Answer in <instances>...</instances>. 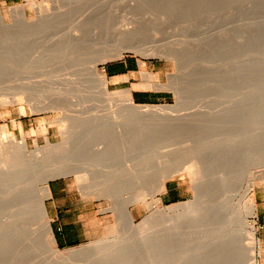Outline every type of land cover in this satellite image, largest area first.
Segmentation results:
<instances>
[{"label": "rangeland", "instance_id": "374dc122", "mask_svg": "<svg viewBox=\"0 0 264 264\" xmlns=\"http://www.w3.org/2000/svg\"><path fill=\"white\" fill-rule=\"evenodd\" d=\"M33 1L37 3V4H35L36 8L40 7L42 10V7L44 5L45 7L46 6L48 7V10H50V12L52 11V9L54 11L57 9L63 11V9H64V11H65L69 7V9L71 8L70 12L68 10L65 13L68 12V13H71V15L67 13L65 15L67 17V18H65V20H63L64 18H61L58 20L59 23H58V21L57 22L55 21L56 23L52 22L53 25H51L52 24L51 22H50V24H49V22H45V23H48V24L44 23L45 26L40 25V23H38V22L36 23V19L38 17L37 16L38 13H36L37 12L36 8H34L35 6H31V4H30ZM70 1L71 0H0V12H1L2 17H3V21H4L3 24H5L6 27H7V25L11 26L9 28V31H11V34L13 36L20 32V31H16V30H19L20 29L19 27L23 24L21 22L19 23L18 19L15 20L14 17H17V15L15 14L16 12H14L15 11L14 7H17L19 5L23 6V8L25 10L26 18L28 19L27 20L28 22L26 21V23L27 24L29 23L28 26L32 25V27L31 26L26 27L27 24L25 23L24 24L25 27L23 26L24 29L22 27V32L26 31V33H27V34L25 33L27 37H24V39L26 38L24 41H25L26 45L28 44L27 45L28 47L25 46L26 50H24V56L19 63L17 62L19 65L14 63V62H9L7 64L4 72L7 69H8V71L5 72V75H7V73L9 71H11L12 73L9 72L7 76H9L10 79H12V77L15 76V79L13 77L14 80H17L16 79L17 77H18V79H20L21 77L22 78L23 77L28 78L30 76L29 78H31L33 80H31V79L27 80V78H26V80H24L23 82H26V81L27 82L28 81H42L43 80L45 82L46 87L47 88L49 87L48 89H45L36 95L32 94L31 97L33 99V101H32L33 103L31 102V100H30L31 103L29 101L26 102L25 99H22L25 97L21 94L20 95L22 97L21 96L19 97L17 94H14L15 91L13 92L11 90L12 87H0V95H1L0 96V98H1L0 99V128H2V127L6 128V133H5L4 137H9L10 135H13L18 140L24 138L26 140V142L28 144V148L30 150L35 149L36 143H37V145H39L41 147L45 146L48 143L50 145L51 144H61V143H63L65 137H68L70 135L71 136L70 144H68L69 150L66 151L67 153L65 152L66 154L64 153L65 155H63V154L62 155L68 156V157L70 156V158L72 160L75 157V154H74L75 147L80 146V148H81V146H82L81 152H82V156L84 158H82V161H80L81 163H79V164L81 165L82 163H85L88 160L86 162L88 166L85 163L86 166L82 167V165H81V168L82 169H86V168L88 169L89 168L87 172H89V174L90 173L91 174L89 175L86 172L87 176L88 177L90 176L88 178V180L93 177L92 179H94V180L96 179V181L93 180L94 182L93 181L90 182V180H91L90 179L89 182L87 181V182H84V183L78 185L75 176L71 173L70 174L68 173V174L59 175V176L57 175L58 177L55 176L52 179H49L47 181V185L49 184V182L51 180H54V179L66 180L70 185H72L74 187V191L76 193L75 194L76 196L81 195L82 197H84L86 199V201L88 203V209H89V211L87 213L89 218L86 221V224L88 227V239L83 243H80V244L74 245V246H70V247L69 246L68 247H59L55 243L54 246L56 247L55 249L57 252L53 251L51 249V247L49 246V244L47 243V239L49 236L48 235L47 236L42 235L43 232L41 230H40L41 233L39 232L41 234L40 235L37 233L39 229L35 232V230H33L35 228H31V226L33 225L34 222H35V224H37L39 222V220L34 221V219L37 218V216L34 213L37 214V212H38L37 210L36 211L34 210V213L32 215L30 214L29 218L27 217L28 219L26 218V220L24 222L22 221V223H20V225H21V226L19 225L20 229H21L20 234L18 236L13 237V238H9L10 240L12 239V240L16 241V240H18V237H19L20 238L19 240H23L25 245L22 248L24 250H26L27 252H29L30 255L28 254V256H27V254H25L24 250H23L24 251L23 254L18 253V251L21 249V247H20V249H16L17 251L15 249H13L14 252L11 250V248L15 247V245H20V246H21V244L23 245V241L22 242L18 241V243H21V244H14L13 246H11L10 254H9L8 258H6L5 261L1 260L2 258L0 255V264H65V262L61 263V260H59V259H61V258H59V256H60L59 254L62 255V254H66L68 252H70V253L75 252L74 254L76 257L74 258V260L70 261L71 264H91V261H94V260L95 261L98 260V261H96V264L97 263L100 264L102 262V260H103L104 264L105 263L106 264H192V263H196V261L195 262L191 261V258L194 256V255L193 256H191V255L194 254V252H195V254L198 251L200 252L201 249H199V248H201L202 244L209 239L207 234L210 231L209 230L210 227L212 228V225L214 226L215 220L213 221L214 223L211 222V224L213 223L212 225L210 224V221L199 220V219H197V220L196 219L184 220V221L180 222L181 224L178 225V224H176L173 217L177 216L178 213H179L178 215H180L186 211L185 210L186 208H184V207H181V208L177 207L178 209H176V208H174V206L176 204H179V203H186V202L194 200V197H195L194 196L195 195V191H194L195 187L194 186L198 183L201 184L202 180H199L197 182L195 181V183H196L195 184L194 180L191 179V177L186 172H183V170H181V169H180V171H179V169H176V172H177V170L179 172L172 173V176L168 177L165 180V184H174L176 186H179L180 197H179V199H177L178 201L168 202V201L163 200L162 193L164 191L161 192L160 194H158L157 198H159L161 200L159 206L164 210V214H165L164 218L165 217L166 218L157 220V222H158V223L156 222L157 225H155L156 224L155 222L153 224H151L152 222L149 219V221L151 222V223L149 222V224H148L149 227L146 229H142V230H140L138 228L139 224L141 223V220L146 218V216H148V215L151 217L152 212L154 213L153 209L150 207V202H151L149 200L150 198H148V200H147V203H149V204L137 203L134 205H130V207L128 209H129V213L133 217L132 223L129 222V219H127L123 215L122 211H120L121 207H123L121 205H123V204H119V205H117L118 206L117 207L113 202H114V200L119 202L123 197H125V198L128 196L130 197L131 192L133 190L138 189V188L137 189L135 188V187H138V185H139V183L137 185L135 182V178H136L135 176L138 177L137 170L139 171V169L145 168L144 162H147L146 166L150 167L149 168L150 172L149 171H146V173L144 171H142L143 173L141 172V176L144 174H149L148 177L145 175V176H142V178H141L143 181L142 183L145 184V185H143L141 183L143 185L142 189L143 188L147 189V188H150V186H152V184L155 182V177H156L155 174H158V171H160L164 166H166L164 164L165 157L164 158L161 157L163 151L166 149L165 147H167V148L169 147V148L176 149V150L179 149L182 151L181 154H183L185 151L189 150L188 151L189 155L187 153H184L187 158H189L193 154L194 150L196 153H199V152L210 153L213 151V144L215 143V141H214L215 136H213L214 135V128L211 125H214L215 122H214V120H212L213 121L212 122L210 119L214 118V117L213 118H211V117L214 116L213 115V113L215 112L214 109H216V106H217L216 104H214L213 101H215L219 98L217 96L218 93L216 95H214L215 91H217L216 89L217 88L219 89V87L217 85L224 87V84H223L224 83V80H223L224 77L222 79L221 75H223V73L225 72L224 71L225 68H223V65L225 67L226 64L228 63V57L226 56L227 54H225V56H224V54H222V55L219 54V53H222L221 52V50H222L221 46L224 45V43H226L225 44L226 46L229 45L228 47H229L230 51L233 52V53L231 52L232 53L231 55H233V56H230V58H232V57L233 58H232V60L231 59L229 60L230 62H233V61H235V63H237V62L241 63L242 61H244V63L246 62L245 70L246 69L247 70H246L245 78H246L247 82L246 81H245L246 83L243 82L245 85V87H243V90H245L246 95H249L248 97H246V98H248L247 101H251V102H247V104L249 103L247 106H252V105L255 106L259 103L264 106V102H263L264 101V98H263L264 97V39H263V37H264V19H263V17H264V0H203V1L199 0L198 1L199 5H198V3L195 2L196 3L195 8H194V5L191 3V5L193 6V8H192V6L189 7V8H191V10H189V8L183 9L184 6L182 7V5H180L178 7H182V9L176 7V10L177 9L178 10L176 13L175 12L172 13V15H174L173 17L168 18V20H165L164 22L155 21L153 23H150L153 25H151L149 27L148 26L145 27V29L142 30L143 32H141V34L138 35L139 36L138 38H141V40L143 41L142 43H145V45L143 44L142 46L144 48L147 47V51L150 49V51H148V52L145 51L144 52L145 54L149 53L148 55H150V52L153 49V47L149 46V45H153V46L156 45L155 47L159 46V48H161V50L163 49L164 52L169 51L170 54L174 53L175 55L174 54L173 55L175 56V58H174V56L171 58H166V56H168L169 53H168V55H166L167 53L166 54L164 53V55H163V51H160L157 48H155V50L156 49H157V51L159 50V53H161L163 56H161V54H158V55L156 54L155 56H152L153 54L151 53L152 55L147 56V54H146L147 57L146 56L144 57V55H141L140 53H137L135 51H126V50L122 51L119 54L118 52L111 51V49H110L111 46L109 44L114 43V40H115L114 36H111V37L106 36L107 38H104L102 36L103 39L101 38V40L102 41L104 40L103 43H102V41H99L98 42L99 44L95 43L96 41L93 42V44L90 43V45L88 44L89 46L87 45V47L85 49H82L77 54H76V52H78V51H76V52L74 51L75 53H73V51L71 50V52H70L69 49L66 48L67 45L65 46V49H67L66 51H63L64 48L63 49L57 48V49H55V54H54V51L51 52L54 49L51 46H49L50 42H52V40H54V39H57V37H55V36L61 34L62 32H66L68 30L67 28H69V29L71 28V24L73 23V17L72 16H74L73 14H75L77 12V10L79 11L81 8L86 10L85 8H88L87 6H89L91 4V2L94 3L97 0H90V1L75 0L76 2H74V0H72L73 2L71 1V3H73V4H70ZM102 1H106V0H102ZM118 1H119L118 2L119 4H117V5L119 7H118V11L116 12V14H118L117 17L120 18V16L124 15V16H128L130 18V14H133V12H134L133 15L135 17L134 16H131V17L136 18L137 15H135V13L136 14L140 13V12H138V10H139V8L142 9V7H141L142 4H144L143 7L147 6V8H148V5H149V8H151L150 5H152L153 8L154 7L156 8L157 6L159 8V6L160 7L162 6L161 8L163 9V7H164L163 4L167 5V3H168L167 1H169V0H167V1L166 0H162V1L158 0V2L153 0V2H154L153 4L155 5V3H156L157 6H154L153 4H151V0H144V2L142 0L141 1L140 0H133V1L132 0H118ZM163 1H164V3H162ZM109 2L113 6H115L117 3L116 0H109ZM133 2L137 6H134ZM137 2L138 3L143 2V3L140 6V3L138 5ZM145 2H148V5ZM110 3H108V5H106V7H110L111 6ZM62 4H64L65 6H63ZM128 6H129L130 10L132 8L135 11L132 10L133 12H131L130 10H128ZM131 6H133V7H131ZM138 6H140V7H138ZM187 6H190V5L187 4ZM45 7H43L44 10L47 9V7L46 8ZM62 7H63V9H62ZM76 7H78V8L80 7V8L76 9ZM111 8H112V6H111ZM161 8H159V10ZM145 9H146V7H145ZM249 9L251 11H249ZM44 10H42V11H44ZM44 12H42V13H44ZM14 15H16V16H14ZM185 15H186V17H185ZM252 15H253V17H252ZM68 16H69V18H71V17L72 18L68 19ZM258 19H260V20H258ZM60 20L63 24L60 22ZM262 21H263V23H262ZM157 22H158V24H157ZM18 25H20V26H18ZM51 27H53V28H51ZM25 28H29V31H27V29H25ZM30 28L31 29L35 28V30L34 29L31 30ZM61 28L66 29V31L65 30L63 31ZM14 29H15V31H13ZM60 31H62V32H60ZM262 31H263V33H262ZM14 32H15V34H13ZM29 34H31L32 36ZM3 36L8 37V35L5 34V32H3V30H0V38H3ZM110 38H112L113 42H112V40H110ZM160 39H161V41H160ZM45 40H46V42H49V44L46 43ZM29 41H30V43H29ZM105 42H107V44ZM176 42H179V43H177L178 45L176 44ZM44 43H45V45H44ZM104 43L106 45H104ZM221 43H223V44H221ZM160 44H163V45H160ZM219 44H221V46ZM47 45H48V47H47ZM40 46H41V48H40ZM71 47L72 46L69 45V48H71ZM219 47L221 50L219 49ZM31 48L33 49V52L35 54L32 52V50H30ZM105 48L108 49V50L106 49V52L110 50V52H107V54L109 53L110 55L109 54H108V56L105 55L103 58L99 59V61H100V62L98 61L99 71L104 73V66L106 64L113 63L122 57H125V56L134 57L135 59H137L139 61V64H140V62H144V66H141L142 71H144L143 73L151 74L152 79L149 80L152 84L151 86L155 85V87H157V88L156 89L153 88V89H155V91H157L158 94L162 95V97H159L158 100L156 101V103H154V104H137V103H135V104H137V105H152V106H173V107L177 106L176 104H178L177 113L176 114L174 113L173 116H172V114H170V116H172V117L168 116L169 118L168 117H166V119L164 118L166 121L163 118L162 119L157 118L158 121H161V123L157 122L156 118H153L155 120V122H154V120L152 118H148L149 120L152 119L149 121L148 119H146V117H143V118L142 117H135V116L132 117V115L129 114L128 106L126 103L121 102V101L118 103L116 101L115 102L111 101L110 102L111 104L109 102H108L109 103L108 104L107 102L103 101V98H101L100 96H97V95L94 97H89L90 99H88V98H86L87 96L84 97L86 95V93H93V92L96 93V92H98L97 89H94V88L91 89L90 87H88V88L87 87H80L79 85H78L79 89L76 88L75 91H73V92L74 93L76 92L77 94L81 95V97L84 98L83 100L81 97H78V98L71 97L70 98V97H66V96L63 97V96L57 95V93H58L56 90V87H57L56 80L57 79H55V75H57V72L59 71V69L61 70L62 73L58 72L57 76H59V73L63 74L65 72H67V68H65V67H67V65H69V63L76 62L78 57L81 58V57L85 56L84 59L90 60L91 62L94 59V61H95L96 58H99L98 55H100L101 51L105 50ZM218 49L220 50V52ZM43 50H45L44 53L42 52ZM58 50H61L63 52L59 53ZM84 50H86V51H84ZM93 51L95 53H92ZM99 51H100V54H99ZM172 51H174V52L172 53ZM215 51H218L219 53H217ZM80 52L82 55L80 54ZM181 53H182V57L180 56ZM189 53H190V55H189ZM25 55H28V56L25 57ZM51 55H53V56H51ZM112 56H114V57H112ZM178 56H180V57H178ZM183 56H186V57L183 58ZM187 56H188V59L190 58L189 60L187 59ZM220 56H223L225 58L222 57V60H221ZM31 57H33V60ZM46 57H48V58H46ZM168 57H170V55ZM24 58H26L25 61L23 60ZM29 58H31V59H29ZM72 60H73V62H72ZM101 60H102V62H101ZM190 60H191V62H190ZM35 61H37L38 63L36 62L37 64H35ZM184 63H187V64H185V66H184ZM191 63H193V64H191ZM9 64H10V66H9ZM21 64L25 65V67H23ZM15 65H18V67ZM63 65H65L64 66L65 69L61 68V66L63 67ZM11 66H12V68H11ZM20 66L22 68H20ZM186 67H187V69H186ZM218 68H220L224 72ZM152 71L154 73H152ZM218 72H220L221 75L220 74L217 75ZM187 73H189V74H187ZM248 74H250V75H248ZM43 75L44 76L47 75V77H44ZM192 75H194V76H192ZM195 75H197L196 80H195V77H196ZM33 76L34 77L36 76V77L34 78ZM52 76H54V78ZM198 76H199V78H198ZM223 76H225V73ZM247 76L249 77V79ZM175 77L178 78V80L175 79ZM219 77H220V79H219ZM49 78L51 79L50 81L52 82V84H50L51 83L50 81L47 82L49 80ZM34 79H37V80H34ZM45 79H47V80L45 81ZM197 79H199V80H197ZM22 80L23 79H21V81ZM219 80H220L221 84H220V82L217 83V81H219ZM221 80H223V83ZM6 81H8V80H6ZM17 81H19V80H17ZM106 81H107V79H106ZM53 84H54V86H53ZM256 84L258 85V87H256L257 86ZM4 85H7V84H4ZM158 85L161 87H159ZM106 87L110 92H124V91L128 90L126 88H123V86H113V85H109L108 83H106ZM213 88H214V91H213ZM81 90H83V91H81ZM211 91H213L214 93L207 95V93H210ZM248 92H249V94H248ZM197 93L198 94L202 93V94L201 95L199 94L200 95L199 96V95H197ZM253 93H255V95ZM185 94H187V95H185ZM202 95H205V96H202ZM255 96H257V97H255ZM249 97H251V99H249ZM252 97H253V99H252ZM15 98L17 100H15ZM182 98H184V99H182ZM259 99L262 102H260ZM182 100H183V102H182ZM103 102H104V104H103ZM112 103H114V104H112ZM187 103L190 105H188ZM215 103H217V102L215 101ZM33 104H36L37 108H35V105H33ZM59 104L63 105L64 107L61 106V109H52L51 107H49V106L58 107L57 105H59ZM87 104H88V106H87ZM191 104H193V105H191ZM213 104L215 105V107H213ZM105 105L108 108L105 107ZM109 105H110V107H109ZM115 105H117V106H115ZM66 108H68L67 111H66ZM117 109H119V110H117ZM63 111L67 115L72 116L73 119L71 117L66 122H59L58 120L61 117H63ZM115 111H116V114H115ZM211 111L212 112L214 111V112L212 113ZM104 112H107V114ZM110 112H112V113H110ZM117 112L119 113V116H118ZM77 114L79 116H77ZM178 115H180V116H178ZM75 116L78 118H76ZM80 117H82V118L79 119ZM173 117H175L176 120ZM75 118H76V121H75ZM171 118L176 121L177 124L175 126L178 128L170 126L167 119L172 121ZM262 118H264V116ZM77 120L78 121L81 120V122L80 121L78 122ZM83 121H84V123H83ZM166 122H168V125L166 124V127L168 129H166V127H165ZM262 122H264V119ZM87 123H89V124H87ZM170 123L175 124V122L174 123L170 122ZM204 123H206V124H204ZM72 124L75 125V127L72 126ZM77 124L78 125L80 124V125L77 127ZM155 124H158V125H156L157 128H155V130L158 129L159 126L162 129L159 128L160 131L156 130L158 132H155V134H154V132L150 128L154 129L153 126ZM69 125L71 126V128H69L70 127ZM88 125H89L91 130L89 129ZM96 125H97V127H96ZM162 125L165 128L162 127ZM183 125H184V127H186L185 129L183 128ZM209 125L211 126V128H207V126L209 127ZM109 126H111V127L109 128ZM261 126L264 127V125H262V123H261ZM106 127L108 129H106ZM172 128H173V130H172ZM206 128L210 129L209 131H213V132H210L211 133L210 134L208 131H205ZM99 129L101 130V133L103 132V134L99 133L100 132V131H98ZM104 129H106V130H104ZM147 129H149L151 131L152 135H150L144 131V130L148 131ZM188 129H190V131ZM67 131H69V132H67ZM96 131H98V132H96ZM106 131H107V133H105ZM139 131H140V133H139ZM141 131H144V132L142 133ZM191 131H193V132H191ZM204 131L206 132V134ZM98 133H99V136H98ZM212 133H213V135H212ZM104 134H107V135L105 136ZM147 134L150 136H148ZM2 135L3 134H0V137ZM263 135H264V133H263ZM92 136H94V137L96 136V137L92 139ZM210 136L213 139H211ZM81 137H83L84 140L87 139V141L85 140L86 142H84V140H83V142L80 143V140L82 139ZM102 137L105 138V140ZM78 138H79V140H78ZM191 138H193V139H191ZM143 140L144 141L146 140V141L144 142ZM202 140L204 143L202 142ZM198 143H200V144H198ZM205 143H206V145H207V143L211 144V145L206 146ZM242 143H244V142H242ZM130 144H131V146H130ZM191 144H193L194 146H192ZM203 144H204V146H203ZM164 145H165V147H164ZM200 145H202V146H200ZM140 147H142V148H140ZM189 147H193L194 149L189 148ZM211 148H212V150H210ZM153 149H154V151H153ZM190 149H191V151L193 150V152H191ZM70 150H71V152H70ZM234 150H235V152H238V151H242L243 149L234 148ZM244 150L247 152L246 160H247L248 167H247L246 163L244 165H240L241 167L239 165H236V167H238V171L236 172L237 176L235 177V179H233V182L231 181V184H233V185L231 186V188H229L227 191L224 192V195H226L228 198L227 199L228 200V211L230 213V218L237 225H239V228H241V225H242L245 230H248V232H251L254 235L253 237H254V242H255V246H256L255 258H254L255 262H256L255 264H264V167L262 166V167L257 168V166H255L252 163L255 159H260V156L254 157L250 154L248 155V152H249L248 148H245ZM263 150H264V148H263ZM126 151H128V152H126ZM157 151H160V152H157ZM128 153H129V155H127ZM138 153H140V154H138ZM107 154H109V156H107ZM158 154H160V155L158 156ZM184 154L182 155L183 157L180 156V158L185 159L187 162L188 160L185 158ZM122 155H124V156H122ZM152 155H154V156H152ZM127 156H129V157H127ZM49 157H53V156H49ZM132 157H133V160H132ZM53 158L47 159L49 161V164L59 163V161H60L59 158L58 159L54 158V160L56 162L53 160ZM176 158H177V164L178 165L177 166L174 165L175 168H177V167L179 168V166L182 167L184 164V163L182 164V162H185V160L178 158V156ZM238 158H239V156H238ZM84 159H86V161ZM178 159H179V161H178ZM72 160H71V165H69V167L67 168L68 169L67 171H70L71 169H73L75 166L78 165L77 164L78 162L75 161V159L73 161L74 163L72 162ZM125 160H126V162H125ZM131 160H132V162H134L133 163L134 165L133 164L131 165V162H130ZM142 160H143V162H141ZM114 162H116V163H114ZM123 162H125V163H123ZM178 162L181 163L182 165L179 164ZM186 162H185V166L187 164ZM151 163H153V164H151ZM250 164H251V168L249 167ZM128 165H131L130 166L131 168ZM107 168H108V171L110 170L109 172H107ZM128 168H130V169L133 168L134 169L133 172H135L136 174L133 173V176L131 174L129 176L125 175V173L128 172V171L125 172V169H128ZM116 169L121 170V172H119ZM251 171H252V174H251ZM93 172L96 174H94ZM147 172H149V173H147ZM92 173L94 174V176ZM53 174H55V173H53ZM108 174H109V176H108ZM97 175H98V177H100V178H98L99 181L97 180ZM249 175H251V176H249ZM119 177L122 179H120ZM130 177H131V179H130ZM109 178H110V180H109ZM148 178H149V180H148ZM36 179L39 180L38 176L37 177L35 176V178L33 179V181L36 182L35 184L32 181V184H33V186H32L33 191L32 192L34 194L32 193L33 195H31V200L33 199V201H36V199L38 197L37 194H39V190L41 188L40 181H38ZM132 179H134V180H132ZM258 180H260V182ZM126 182L127 183L129 182L130 184L129 183L127 184ZM192 183H194V185ZM121 184H122V186H121ZM125 184L128 186H131V185L132 186L130 188H127L128 186H125ZM91 185H93V190H95L97 188L98 189L95 191H92V189L89 188V187L92 188ZM108 185H110V187ZM118 185L120 187H118ZM85 186H88V187L85 188ZM247 186H251V189H252V195L250 198H249L250 195L245 194L246 193L245 190H247ZM33 188H35V189H33ZM88 188H89V190H88ZM104 189L106 192L104 191ZM123 189L127 190V191H124ZM100 190H101V192H100ZM109 190L111 191L112 194L110 193ZM107 191H109V192H107ZM109 193L111 194L110 197H109ZM29 196H30V194H29ZM35 196H36V198H35ZM120 196H121V198H120ZM27 197H28V195H27ZM27 199H28V201H31V200H29V198H27ZM122 200H124V198ZM249 200H253L255 202V206H256V211H255L256 213L255 214H252V213L250 214L249 213L250 209L248 211L249 204H247V203H249ZM27 202H26V204H28ZM112 208H117L119 211L113 212ZM34 209H37V208H34ZM34 216H36V217L33 219L32 217H34ZM4 217H5V215L3 214L2 210L0 209V225L1 226L3 225V223L5 221ZM9 218H8L9 221H6V223H7V227L11 230L14 227V224H13L14 222H13V220L11 221L12 218L10 216H9ZM174 224L178 225L176 227V229L174 227H172ZM49 225H50V222H49ZM250 225H253L252 231H251ZM179 226L181 227V229ZM23 228L25 231L23 230V232H22ZM32 231H34L35 234H32L31 233ZM163 231L164 232L168 231L167 235H168V233H169V235L167 238L165 237L166 240L168 239V242L166 244L167 245L166 246L167 247L166 252L162 253L159 250H157V248H159V244L163 245L162 244V242L164 240L163 235H162ZM173 232L175 235L171 234ZM175 232L176 233L178 232L177 233L178 235ZM51 234H52V231H51ZM159 234L161 237L159 236ZM35 235H37V236H35ZM204 235L205 236L207 235L206 236L207 238ZM157 236H159L160 238ZM0 237H1V235H0ZM7 238H8V236H6V239ZM132 239L133 240L138 239L140 243L137 240V243L135 244L136 240L133 241ZM190 239L192 242L193 241L194 242L193 243L189 242ZM195 239H197L199 241H197ZM255 239H256V241H255ZM115 240L121 241L119 243V245L118 244L116 245V247L121 248V250L119 249L120 251L117 252L118 254L116 252H114L116 254V256L114 253H110V254L108 253L107 256H110L112 254L110 256L111 257L110 260H109V257L106 258L107 257L106 254H103V255L106 256L104 258H106V260H109V261H106L104 258L99 259L102 257H98V259L90 260L91 258L97 257V255H99V254L89 253L88 249H93L95 247H102L108 243L115 241ZM124 240H125V242H124ZM126 241H128V242H126ZM200 241L203 243H201ZM0 242H1V240H0ZM184 243H186V244H184ZM189 243H191V246L193 248L190 246ZM10 244H12V243H10ZM125 244H127V245H125ZM129 244H131V245H129ZM132 244H133V246H132ZM37 245H39V247L37 248L38 250L35 248ZM154 247H156V248H154ZM35 249L38 252L35 251ZM155 249L157 250L156 252H155ZM39 250L41 253L39 252ZM128 250H130V251H128ZM36 252L39 254H37ZM158 252L162 253V255L165 253L164 256L166 258L162 257L163 260L160 259L162 255L160 253L158 254ZM18 254L21 256H19ZM22 255L25 257H22ZM101 255H99V256H101ZM78 256H80V258ZM112 256H115V259H113L114 257H112ZM121 256H122V258H120ZM186 256L191 257L190 261L186 260L187 259ZM227 256L229 259H227L226 261H223L222 264H228V263L230 264L231 263L230 256H233V254L230 252L227 254ZM124 257H125L126 261L123 259ZM127 257H129V258H127ZM189 257H188V259H189ZM17 258H18V261H17ZM174 258H175V260H174ZM19 259H21L22 261L20 260L21 262H19ZM170 260H172V262ZM1 261L2 262L4 261V262L2 263ZM95 261L92 263L95 264ZM203 261L202 262L197 261V262L199 264H205V261L204 262ZM70 263L67 262L66 264H70ZM101 264H103V263H101Z\"/></svg>", "mask_w": 264, "mask_h": 264}, {"label": "bare ground", "instance_id": "6f19581e", "mask_svg": "<svg viewBox=\"0 0 264 264\" xmlns=\"http://www.w3.org/2000/svg\"><path fill=\"white\" fill-rule=\"evenodd\" d=\"M71 1H70V4H73V3H71ZM87 1H90V0H87ZM142 1L144 2V0H142ZM155 1L158 2V0H155ZM198 1L199 0H169V1H167L168 3L166 2L167 5H164L163 4V6H164L163 9L161 8L162 6L161 7L159 6V8H161L162 10L161 9L159 10V8L156 5V3H155V5L153 4L154 3L153 0H151V4H153L154 6H157L156 8L155 7L153 8L152 5H150L151 8H149L148 2H145L148 5V8H147V6H145L146 7V9H145V7H143L144 4H142L143 2L142 3L139 2L140 3V6L142 4V6H141L142 9L139 8L138 12H140V13H138V14L135 13V15H137L136 18H134L135 17L133 15L134 12L132 11L134 9L131 8V10H130V8H129L130 5L128 6V10H130L131 12H133V14H130L129 13L130 14V18L128 16H124V15H122V16L119 15L120 16V18H119V17H117L118 14H116V12L118 11V7H119L117 5V4H119L118 3L119 2L118 0H116L117 3H116L115 6H113L109 2V0L108 1L107 0L106 1L97 0L94 3L91 2V4L89 6H87L88 8H85L86 10H84V9L81 8L80 9L81 11L80 10L79 11L77 10V12L75 14H73L74 15V16H72L73 17V23L71 24V28L70 29L67 28L68 30L66 31V29L61 28L63 31L65 30L66 32L60 31L62 33L59 34V35H57V36H55V37H57V39L52 40V42H50V44H49V42H46V40H45V42L48 43L49 46H51L54 49V50L51 51V52L54 51V54H55V49H57V48L58 49H63L64 48L63 51H66L67 49H69V51L71 52V50H72L73 53H75L76 51H78V52H76V54H77L82 49H85L88 44L89 45H90V43L93 44V42H95V41H96L95 43H98L99 41H102L101 40L102 36L104 38H107L106 36H109V37L114 36L115 37L114 43L113 44H109L111 46L110 49H111V51L118 52L119 54L122 51H125V50L126 51H135L137 53H140L141 55H144V57H145L146 54H147V56H150L152 54H153L152 56H155L156 54L157 55L158 54H161V53H159V50H160V51H163V55H164V53L165 54L167 53L166 55H168L169 51L168 52H164V50L163 49L161 50V48H159V46L158 47H155L156 45H154V46L153 45H149V46H152L153 49L151 48L152 50L150 52V55H148L149 53H146L145 54L144 52L147 51V47H145L146 48L145 49L142 46L143 44L145 45V43H142L143 41L141 40V38H138L139 37L138 35H140L141 32H143L142 30L145 29V27H147V26L149 27V26L153 25V24H150V23H153L155 21L164 22L165 20H168V18L173 17L174 15H172V13H174V12L176 13L177 10H178V9L176 10V7L182 9V7L184 6L183 9H186V8L191 7L192 6L191 3H192L194 5V8H195V5H196V3H198ZM201 1H203V0H201ZM74 2H76V1L74 0ZM108 3H110V5L112 6L113 9L111 8V6L110 7H106V5H108ZM139 3L137 2L138 5H139ZM162 3H164V1ZM30 4H31V6H35L34 8H36V5H35V4H37L36 2L33 1ZM187 4L190 5V6H187ZM62 5L65 6L64 4H62ZM133 5L134 6H137V5H135V3ZM180 5H182V7H178ZM198 5H199V3H198ZM140 6H138V7H140ZM43 7H45V6L43 5ZM43 7H42V10H44ZM131 7H133V6H131ZM77 8L78 7H76V9ZM192 8H193V6H192ZM62 9H63V7H62ZM70 9H69V7L65 11H64V9H63V11L62 10H59V9H57V10L54 11L52 9V11L50 12V10H48V7H47V9L44 10L45 11L44 12V11L41 10L40 7L39 8L37 7L36 8V11H37L36 13H38L37 14L38 17L36 19V23L38 22V23H40V25L45 26L44 25L45 22H49V24H50V22L51 23L52 22L54 23L55 21L57 22L61 18H64L63 20H65V18H67L65 15L68 13V12L67 13H65V12L68 11V10L70 12ZM14 10H15L14 12H16L15 14L17 15V17H14L15 20L18 19L19 20V23L20 22L23 23L21 26L18 25V26H20L19 28L21 30L20 29L19 30H16V31H20V32L18 34H15V32H14L13 33V34H15L14 36L11 34V31H9V28L11 26H8L7 25V27H6L5 24H3L4 21H3L2 14L0 12V30H3V32H5V34L8 35V37L7 36H3V38H0V87H12L11 90L13 92L15 91L14 94H17L19 97L21 95H23L25 98H22V99H25L26 102H28V101L30 102V100L32 102L33 101L32 97H31L32 94L33 95H36L39 92H41V91L49 88V87L48 88L46 87L45 82L43 80L42 81H28V82L26 81V82H23L24 80H26L27 77L26 78H24V77L23 78L22 77L20 78L19 77L20 79H18V77H17L18 75L16 76L17 77L16 79L19 80V81H17V80H14L15 79V76H13L14 79H13V77H12V79H10L9 76H7L8 73L11 72V71H9L7 73V75H5V72H7L8 69L4 72V70L6 69V66H7V64L9 62H14V63L18 64L22 60V58L24 56V50H26L25 49V46L28 47L27 46L28 44L26 45L25 44V41H24L26 39V38L24 39V37H27L26 36L27 33H26V31L25 32H22V27L23 26L25 27L24 24L28 20L26 18V15H25V10H24L23 6H21V5H19L17 7H14ZM189 10H191V8H189ZM41 11L44 12V13H42ZM249 11H251V10L249 9ZM68 14L71 15V13H68ZM16 15H14V16H16ZM131 16H134V17H131ZM185 17H186V15H185ZM252 17H253V15H252ZM71 18H69V16H68V19H71ZM263 19H264V17H263ZM258 20H260V19H258ZM60 22H61V20H60ZM158 22H157V24H158ZM53 23L51 25H53ZM58 23H59V21H58ZM262 23H263V21H262ZM28 24L26 25V27H30V26L32 27V25L28 26ZM45 24H48V23H45ZM24 27H23V29H24ZM51 28H53V27H51ZM15 29L13 31H15ZM25 29H27V31H29V28H25ZM32 29L35 30V28H32ZM262 33H263V31H262ZM29 35H31V34H29ZM112 38H110V40H112ZM263 39H264V37H263ZM103 41H102V43H103ZM160 41H161V39H160ZM107 42H105V43L107 44ZM112 42H113V40H112ZM29 43H30V41H29ZM105 43H104V45H106ZM177 43H179V42H176V44ZM221 44H223V43H221ZM221 44H219V45L221 46ZM225 44L226 43H224V45L221 46L222 47V50L219 47V49L221 50L222 53H219L220 52L219 49H218L219 52L218 51H215V52H217V53H219L221 55L224 54V56H225V54H227L226 56L228 57V63L226 64L225 67L223 65V68H225V70H224L225 72L223 70H221L220 68H218V69H220L221 71H223L225 73V76H223L224 75L223 72H222L223 75H221V73H220L221 71L220 70H219L220 72H218V74H217V75L220 74L222 76V77L220 76L222 79L224 77V79H223L224 80V83H223V80H221L222 83L224 84V87H221V86L217 85L219 87V89L216 87L217 88L216 89L217 91H215V93L213 92L214 91V88H213V91H211L210 93H207V95L212 94V93H214V95H216L218 93L217 96L219 97L218 99L216 98L217 100L214 99L217 103H215V101H213L214 104H216L217 106H216V109H214L213 107H215V105L213 104V107L212 108L214 109L215 112L213 111L214 112L213 113L211 111L213 113V115H214L211 118H213V117L214 118L213 119H210L211 121L214 120V122H215L214 125H211L214 128V135H213V133H212V135L215 136L214 137L215 138L214 139L215 143L213 144V151L210 152V153H202V152L196 153L195 150H194V152H195L194 153L193 150L191 151V149H190V151L193 152V154L189 158H187L186 155L184 154V153H187L189 155V153H188L189 150L188 151H185L183 154H184L185 158L188 160L186 162L185 159L180 158V156L183 155V154H181V152H182L181 150H179V149L176 150V149H172V148H169V147L167 148L164 145V147L167 150L164 148L165 150L163 151V153L161 152L162 153V156L161 157L162 158L165 157L164 164L166 166H164L160 171H158V174H155V176H156L155 177V182L153 184L151 183L152 186H150V188H147L146 187L147 189H144V188L142 189L143 185H145V184L142 183L143 181H142L141 178H142V176H145V175L148 177L149 174H144V175L141 176V172L144 171L146 173V171H149L150 170L149 169L150 167L146 166L147 162H144L145 168L139 169V171L136 169L137 172H138V177L135 176L137 178V179L135 178V182H136L137 185L139 183V185H138V187H135V188L136 189L138 188V189L137 190H133L131 192V194H130V197L129 196L126 197V198L123 197L124 200H122L123 199L122 198L119 202L116 201V200H114V202H113L116 206L119 205V204H123V205H121L123 207H121V209L120 208L119 209H120V211H122L123 215L127 219H129V222L132 223L133 217L129 213V209H128L130 207V205H134V204H137V203H147L148 198H150L149 199L151 201L150 202V207L153 209L154 213L152 212L153 215L151 214V217L152 218L148 215L149 217L146 216V218H144L143 220H141V223L139 224V227L138 228L140 230H142V229H146V228L149 227L148 224H149L150 221L152 222V223L151 222L150 223L153 224L154 222L156 223L157 220H160V219H163L164 218V215H165L164 214V210L159 206L161 200L159 198H157V195L160 194L164 190L165 180L168 177L172 176V173H175L176 172V169H179V171L181 169V170H183V172H186L191 177V179L194 180V183H195V181L197 182L199 180H202V183L201 184L200 183H198V184L195 183L196 185L194 186L195 187V190H194L195 191L194 200L189 201V202H186V203H179V204H176V205L174 204L175 206L173 205L174 208H176V209H178L177 207H179V208H181V207L186 208L185 209L186 211L183 214L178 215L179 214L178 213L177 216L173 217L174 220H175V222H176V224H178V225L181 224L180 222H182L184 220H191V219L192 220L193 219H196V220L197 219H199V220H207V221H210V224H211V222H213L215 220L214 221L215 223L213 222L214 223V226L212 225L213 224L212 223L211 224L212 225V228L210 227V229H209L210 231L207 234L208 237H209V239L207 241H205L204 243L200 241L201 243H203L201 248L198 247L199 249H201L200 252L198 251V252H196V254L194 252V254L191 255V256L194 255L192 258L189 257L190 255L189 256H186L187 257L186 260H189L190 261V258H191V261L192 262L193 261L194 262L196 261V263H192V264H197L198 262H202L203 260L205 261V264H222L223 261H226L227 259H229L228 256H227V254L230 253V252L233 254V256H230V258H231L230 261H231L232 264H255L256 263L255 262V259H254L255 258V249H256L255 242H254V237H253L254 235L251 232H248V230H245L242 225H241V228H239V225H237L230 218V213L228 211V200H227L228 198H227L226 195H224V192L227 191L229 188H231V186L233 185V184H231V181L233 182V179H235V177L237 176L236 175L237 174L236 172L238 171V167H236V165H239L240 166V165H244L246 163V165L248 167L247 160H246L247 152L244 150L245 148H248V150H249L248 155L250 154V155H252L254 157L260 156V159H255L252 163L255 166H257V168L258 167H262V166L264 167V150H263V148H264V143H263L264 142V135H263L264 129L263 128L264 127L261 126V123H262V125H264L263 124L264 122H262L263 119H264V118H262L264 116L263 115L264 114V106L262 104H260V103L257 104V105L254 104L255 106H253V105L252 106H247L249 104V103L247 104V102H251V101H247L248 98H246V97H248L249 95H246L245 90H243V87H245V85H244L243 82H245V81L247 82V80L245 78L246 70H247V69L245 70L246 62L245 63H244V61H242L241 63H238V62L235 63V61L230 62L229 60L230 59L232 60V58H233V57L230 58V56H233V55H231L233 52L230 51V49L228 47L229 45L226 46ZM44 45H45V43H44ZM66 45H67V47H66L67 49H65V46ZM69 45L72 46V47L69 48ZM160 45H163V44H160ZM47 47H48V45H47ZM40 48H41V46H40ZM155 48H157L159 50L157 51V49L155 50ZM106 49L107 48H105V50H102L101 51V54H100V51H99V54H100V55H98L99 58H96L95 61H94V59H93L92 62L90 60H86V59H84L85 56L84 57H81L82 59L78 57V59H77L78 61L75 59L76 62H73V60H74L73 59L72 60L73 63H69V65H67V67H65V68H67V72L61 74L62 73L61 70L60 69H59V71L57 70L58 72H61V73H59V76H57L58 75V72H57V75H55V79H57L56 80V84H57L56 90L58 92L57 95L63 96V97L66 96V97H70V98L71 97H73V98L74 97L75 98L81 97V95L77 94L76 92L75 93L73 92V91H75L76 88H78V85H79L80 87H87V88L90 87L91 89H93V88L94 89H97L98 92H96V93L95 92H93V93H86V95L84 97L87 96L86 98H88V99H90L89 97H94V96L97 95V96H100L101 98H103V101L104 102H107V103L108 102L110 103L111 101H114V102L116 101L117 103L121 101V102L126 103L127 106H128L129 114H131L132 117H134V116L135 117H142V118L143 117H146V119H148V118H152V119L153 118H156V121L161 123V121H158V119H160V118L161 119L162 118L163 119L164 118L166 119V117H168V116L169 117H172L174 115V113L175 114L177 113L178 104H176L177 106H174V107L173 106L137 105V104H134L132 102V100H131V94H130L129 91H124V92H110L107 89V87H106L107 81H106L105 74L103 72L99 71V69H98V61H99V59L103 58L105 55L108 56L109 53L107 54V52H110V50L106 52ZM30 50H32V52H33V49L32 48ZM58 51H59V53L60 52H63L61 50H58ZM84 51H86V50H84ZM148 51H150V49ZM42 52L44 53L45 50H43ZM173 52L174 51H172V53ZM92 53H95V52L93 51ZM80 54H81V52H80ZM173 54H170L169 53L170 57H168L169 56L168 55V56H166V58L173 57L175 55V54L174 55ZM163 55L161 54V56H163ZM189 55H190V53H189ZM26 56H28V55H25V57ZM51 56H53V55H51ZM180 56L182 57V53H181ZM180 56H178V57H180ZM48 57H46V58H48ZM112 57H114V56H112ZM184 57H186V56H183V58ZM220 57H221L220 59L222 60V57L223 56H220ZM31 58L33 60V57H31ZM31 58H29V59H31ZM174 58H175V56H174ZM223 58H225V57H223ZM187 59H188V56H187ZM23 60L25 61L26 58H24ZM36 62L37 61H35V64L38 63V62L37 63ZM101 62H102V60H101ZM190 62H191V60H190ZM185 64H187V63H184V66H185ZM191 64H193V63H191ZM18 65H15V66L18 67ZM65 65H63V67L61 66V68L65 69L64 68ZM9 66H10V64H9ZM22 66L25 67V65H22ZM11 68H12V66H11ZM20 68H22V67L20 66ZM186 69H187V67H186ZM187 74H189V73H187ZM248 75H250V74H248ZM192 76H194V75H192ZM195 76H196L195 77V80H196L197 75H195ZM29 77L27 78V80L28 79H31ZM44 77H47V75L44 76ZM52 77L54 78V76H52ZM147 77L149 79L152 78L151 74H147ZM176 77H175V79L178 80V78H176ZM220 77H219V79H220ZM198 78H199V76H198ZM21 79H23V80L21 81ZM248 79H249V77H248ZM6 80H8V81H6ZM31 80H33V79H31ZM34 80H37V79H34ZM46 80L47 79H45V81ZM50 80L51 79L49 78V80L47 82H49ZM197 80H199V79H197ZM218 82H220V80L217 81V83ZM4 84H7L8 86L7 85H4ZM50 84H52V82ZM220 84H221V82H220ZM53 86H54V84H53ZM159 87H161V86H159ZM256 87H258V85ZM81 91H83V90H81ZM199 94L201 95L202 93H199ZM199 94L197 93V95H199ZM248 94H249V92H248ZM253 94L255 95V93H253ZM185 95H187V94H185ZM202 96H205V95H202ZM255 97H257V96H255ZM81 98H82V100L84 99L83 97H81ZM182 99H184V98H182ZM249 99H251V97H249ZM252 99H253V97H252ZM15 100H17V99L15 98ZM259 101H260V99H259ZM104 102H103V104H104ZM182 102H183V100H182ZM260 102H262V101H260ZM112 104H114V103H112ZM33 105H35V108H37L36 107V104H33ZM188 105H190V104H188ZM191 105H193V104H191ZM57 106L58 107H54V106H49V107H51L52 109H61V106H63V105H60L59 104ZM87 106H88V104H87ZM115 106H117V105H115ZM105 107H107V106L105 105ZM109 107H110V105H109ZM67 110H68V108H66V111ZM117 110H119V109H117ZM112 112H110V113H112ZM104 113L107 114V112H104ZM115 114H116V111H115ZM170 114H172V116H170ZM77 116H79V115L77 114ZM118 116H119V113H118ZM178 116H180V115H178ZM71 117L72 116L67 115L63 111V117H61L58 121L59 122H66ZM76 118H78V117H76ZM76 118H75V121H76ZM81 118L82 117H80L79 119H81ZM173 118H175V117H173ZM72 119H73V117H72ZM152 119H150V120H152ZM175 120H176V118H175ZM175 120L172 119V121H170V120L167 119V121L169 122V124H170L171 127H176L175 125L177 123H176ZM79 121L81 122V120H79ZM154 122H155V120H154ZM168 122L165 123V127H166V124L168 125ZM170 122H173V123L175 122V124H171ZM83 123H84V121H83ZM87 124H89V123H87ZM204 124H206V123H204ZM79 125L77 124V127ZM156 125H158V124H155L153 126L154 129L153 128H150L154 132V134H155V132H158L156 130H159L160 131V129H162L159 126L160 129L158 128V129L155 130V128H157ZM72 126L75 127V125H73V124H72ZM211 126L209 125V127L207 126V128H211ZM88 127H89V125H88ZM96 127H97V125H96ZM110 127L111 126H109V128ZM162 127H164V126L162 125ZM69 128H71V126ZM176 128H178V127H176ZM183 128L185 129L186 127H184V125H183ZM207 128H206L205 131H208L209 133L210 132H213V131H209L210 129H207ZM89 129H90V127H89ZM100 129L98 130V131H100L99 133H101V130ZM106 129H108V128L106 127ZM106 129H104V130H106ZM166 129H168V128L166 127ZM147 130L148 131H146V130H144V131L147 132L148 134L152 135L151 134V131L149 129H147ZM172 130H173V128H172ZM188 130L190 131V129H188ZM98 131H96V132H98ZM144 131H141V132L143 133ZM67 132H69V131H67ZM191 132H193V131H191ZM5 133H6V128L5 127L0 128V134H3L0 137V181H1L0 182V209L2 210L3 214L5 215V217H4L5 218L4 223H3L2 226L0 225L1 226L0 227V235H1V237H0L1 238L0 239L1 240V242H0V255H1V258H2L1 260H4L5 261L6 258H8L9 254H10V248H11V246H13L14 244H21V243H18V241H20V242L23 241V240H19L20 239L19 237H18V240H16L17 242L15 240H12V239L10 240L9 238H13V237L18 236L20 234V231H21V229H20V226H21L20 223H22V221L24 222L27 217L29 218L30 217V214L32 215L34 213V210L35 211L36 210L38 211L37 214L34 213L37 216V218H35L36 216H34L32 218L33 219L34 218L36 219V220L34 219V221L39 220V222L37 224H35V222H34L33 225L31 226V228H35V229H33V230H35V232L39 229L38 232H37L38 234H40L41 231H42L43 232L42 235H45V236L48 235L49 237L47 239V243L49 244V246L51 247V249L53 251L57 252L56 249H55L56 247L54 246L55 245V240H54V238H53V236L51 234V229H50V225H49V219H48V215H47L46 209H45V200L47 198H49V188H48V185H47V181L49 179H52L53 177H55L57 175L59 176V175H64V174H68V173L69 174L71 173V174H73L75 176L78 185L79 184H82L84 182H87V181L89 182L90 179H91L90 182L93 181L94 180V179H92L93 177L88 180V178L90 176L88 177L87 174H86V172L88 171L89 168L88 169L86 168L87 170L81 168V165H82V167L87 165L86 162L88 160L86 161V159H84L86 161L85 162L86 165H85V163H82L81 165L79 164V163H81L80 161H82V158H84L82 156V152H81L82 146H81V148H80V146L75 147V149L73 148L74 149V154H75L74 159H75V161L78 162L77 163L78 165L75 166L70 171H67L68 170L67 168L69 167V165H71V160L72 159L70 158V156L68 157V156H63V155H65L67 153L66 151L69 150L68 144H70V138H71V136L69 134H68L69 135L68 137H65L63 143L60 142L61 144H51L50 145L48 143L45 146L41 147V146L37 145V143H36L35 144V149L30 150L28 148V144H27V142H26V140L24 138L18 140L13 135H10L9 137H4ZM99 133H98V136H99ZM105 133H107V131ZM139 133H140V131H139ZM101 134H103V132ZM205 134H206V132H205ZM104 135L106 136L107 134H104ZM150 135H148V136H150ZM83 137H81L82 139L80 140V143L83 142V140H84ZM95 137L92 136V139L95 138ZM212 137H211V139H213ZM103 139L105 140V138H103ZM191 139H193V138H191ZM78 140H79V138H78ZM85 140L87 141V139H85ZM85 140H84V142H86ZM202 142H203V140H202ZM242 142H244V143H242ZM208 143H207V145L205 143V145L206 146L211 145V144H208ZM198 144H200V143H198ZM191 145L194 146L193 144H191ZM130 146H131V144H130ZM200 146H202V145H200ZM203 146H204V144H203ZM140 148H142V147H140ZM189 148L194 149L193 147H189ZM234 148L243 149L244 151L242 150V151L235 152ZM210 150H212V148ZM153 151H154V149H153ZM70 152H71V150H70ZM126 152H128V151H126ZM157 152H160V151H157ZM138 154H140V153H138ZM127 155H129V153ZM159 155L160 154H158V156ZM49 156H53L55 159H58L59 158L60 159L59 163L49 164V161L47 159L53 158V157H49ZM107 156H109V154H107ZM122 156H124V155H122ZM152 156H154V155H152ZM177 156H178V158L185 160V162L187 163L186 166H185V162H182V164L184 163L182 167L179 166V168L178 167L175 168V166L178 165L177 164V158H176ZM238 156H239V158H238ZM127 157H129V156H127ZM54 158H53V160H54ZM74 159L72 160V162L74 161ZM132 160H133V157H132ZM132 160L130 161L131 162V165L134 163V162H132ZM178 161H179V159H178ZM125 162H126V160H125ZM125 162H123V163H125ZM141 162H143V160ZM114 163H116V162H114ZM151 164H153V163H151ZM179 164H181V163H179ZM131 165H128V166L130 167ZM249 167L251 168V164H250ZM130 168L125 169V172L128 171L127 173H125V175L129 176L131 174L133 176V173L136 174L135 172H133L134 169L133 168L130 169ZM116 170H118V169H116ZM109 171H108V168H107V172H109ZM118 171L121 172V170H118ZM179 171L177 170V172H179ZM149 172H147V173H149ZM53 173H55V174H53ZM87 173L89 174V172H87ZM94 174H96V173H94ZM94 174H93V176H94ZM251 174H252V171H251ZM35 176L36 177L38 176L39 180L38 179H36V180L40 181L41 188L39 190V194H37L38 197H37L36 201H33V199L31 200V195L34 194L32 192L33 191L32 190V186H33L32 181L35 178ZM108 176H109V174H108ZM249 176H251V175H249ZM98 178H100V177H98V175H97V180L99 181ZM120 179H122V178H120ZM130 179H131V177H130ZM109 180H110V178H109ZM132 180H134V179H132ZM148 180H149V178H148ZM94 181H96V179ZM258 181L260 182V180H258ZM33 183L35 184L36 182L33 181ZM194 183H192V184L194 185ZM91 186H92V188L91 187H89V188L92 189V191H95V190L98 189L97 188V189L93 190V185H91ZM108 186L110 187V185H108ZM121 186H122V184H121ZM125 186H128V185L125 184ZM131 186H128L127 188H130ZM86 187H88V186H85V188ZM118 187H120V186L118 185ZM89 188H88V190H89ZM33 189H35V188H33ZM104 191H105V189H104ZM109 191H107V192H109ZM124 191H127V190H124ZM245 191H246L245 194L250 195L249 196V198H250L251 195H252L251 186H247V190H245ZM100 192H101V190H100ZM110 193H111V191H110ZM110 193H109V197L112 194V193L111 194ZM29 194H30V196H29ZM27 195H28V197H27ZM26 197L29 198V200H31L32 202L31 201H28V199ZM35 198H36V196H35ZM120 198H121V196H120ZM26 202L29 205L26 204ZM147 204H149V203H147ZM247 204H249V206L247 205L248 206V211L250 209V212L249 213L250 214L251 213L252 214H255L256 213L255 212L256 211L255 202L253 200H249V203H247ZM34 208H37V209H34ZM112 211L113 212H116V211L118 212L119 210L117 208H112ZM9 216L12 218L11 221L13 220V222H14L13 223L14 224V227L11 230L7 227V223H6V221H9V219H10ZM149 219H150V221H149ZM157 223L155 225H157ZM176 224H174L172 226L175 229L178 226ZM181 227H180V229H181ZM250 227H251V231H252L253 230V225H250ZM23 230H24V228L22 229V232H23ZM167 232H164L163 231L162 235H163V239L164 240H163V242L160 240L163 245H160L159 244V248H157V250H159L162 253L163 252H166V249H167V247H166L167 245L166 244L168 242V239L167 240L165 239V237L167 238L168 235H169V233L167 235ZM31 233L32 234H35L34 231H32ZM171 234L172 235H175L174 232L171 233ZM6 236H8L7 239H6ZM35 236H37V235H35ZM159 236H160V234H159ZM159 236H157V237H159ZM134 240H136V239H134ZM137 240L135 241V244L137 243ZM195 240H197V239H195ZM128 241H126V242H128ZM197 241H199V240H197ZM255 241H256V239H255ZM9 242L12 243V244H10ZM120 242H121L120 240H115V241H113L111 243H108V244L102 246V247H95L93 249H88L89 250L88 251L89 253H97L99 255L102 254L101 256L97 255V257L91 258L90 260L98 259V257H102V258H99V259H103L104 257L107 256L108 253L110 254V253H114V252H116V253L119 252L121 250V248L120 247H116V245L117 244L119 245ZM124 242H125V240H124ZM138 242H139V240H138ZM189 242H192L191 239L189 240ZM184 244H186V243H184ZM189 244L191 246V243H189ZM24 245L25 244H24V241H23V245L22 244H21V246L20 245H15V247H12L11 250L14 252L13 249H15V250L16 249H20V247H21V249L18 251V253L23 254L24 251H25V254H27V256H28L29 252H27L26 250H24L22 248V247H24ZM125 245H127V244H125ZM129 245H131V244H129ZM132 246H133V244H132ZM38 247H39V245H37L35 248L37 249ZM154 248H156V247H154ZM36 249H35V251L38 250V249L37 250ZM130 250H128V251H130ZM157 250L155 249V252ZM39 252H40V250H39ZM160 252H158V254ZM74 253L75 252H73V253L68 252V253L62 254V255L59 254L60 255L59 258H61L59 260H61V263H63V262H65V264L67 262L70 263V261L71 260H74V258L76 257ZM162 253H160V254L162 255ZM37 254H39V253H37ZM103 254H106V256H104ZM164 254L162 256L160 255L161 256L160 259H162V257L163 258H166L164 256ZM19 256H21V255H19ZM110 256H107L106 258L109 257V260H110V258H111ZM115 256H116V254H115ZM115 256H112V257H114L113 259H115ZM22 257H25V256L22 255ZM78 257L80 258V256H78ZM188 257H189V259H188ZM106 258H104V259L106 260ZM120 258H122V256ZM127 258H129V257H127ZM123 259L125 260V257ZM20 260L21 259H19V262L22 261V260L21 261ZM109 260H106V261H109ZM174 260H175V258H174ZM17 261H18V258H17ZM94 261H91V264H93L92 262H94ZM96 261H98V260H96ZM96 261H95V264H96ZM170 261L172 262V260H170ZM101 263L104 264L103 260H102Z\"/></svg>", "mask_w": 264, "mask_h": 264}, {"label": "crops", "instance_id": "0c3cea01", "mask_svg": "<svg viewBox=\"0 0 264 264\" xmlns=\"http://www.w3.org/2000/svg\"><path fill=\"white\" fill-rule=\"evenodd\" d=\"M141 66H144V62L139 64L134 57L125 56L106 64L104 74L109 85L128 89L134 104H154L162 95L155 91V85L151 86L149 80L152 78L147 77L149 73H143ZM48 188L49 198L45 200V209L56 245L70 247L85 242L88 239L86 221L89 218L86 199L81 195L76 196L74 187L66 180H51ZM163 191V200L178 201L179 186L164 184Z\"/></svg>", "mask_w": 264, "mask_h": 264}]
</instances>
